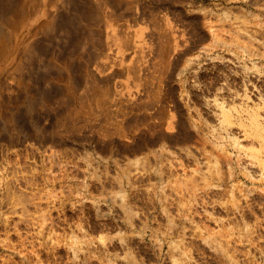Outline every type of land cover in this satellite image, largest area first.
Returning a JSON list of instances; mask_svg holds the SVG:
<instances>
[{
  "label": "rangeland",
  "instance_id": "1",
  "mask_svg": "<svg viewBox=\"0 0 264 264\" xmlns=\"http://www.w3.org/2000/svg\"><path fill=\"white\" fill-rule=\"evenodd\" d=\"M126 3L113 18L128 26L123 33L136 31L142 50L125 60L134 67L94 85L74 68L79 86L64 92V81L49 78L58 66H43L50 55L65 65L62 44L46 39L38 69L16 68L28 44L23 32L32 39L50 0L0 60V97L10 103L2 109L18 115L5 130L0 113V264H264V178L253 181L260 165L245 152L257 150L246 133L250 115L264 126V0ZM106 25L98 32L113 30ZM21 76L39 89L19 84ZM26 88L55 94L53 105L29 108ZM230 164L239 175L230 177Z\"/></svg>",
  "mask_w": 264,
  "mask_h": 264
},
{
  "label": "bare ground",
  "instance_id": "2",
  "mask_svg": "<svg viewBox=\"0 0 264 264\" xmlns=\"http://www.w3.org/2000/svg\"><path fill=\"white\" fill-rule=\"evenodd\" d=\"M45 1V0H44ZM56 1V2H55ZM127 1V3H126ZM50 0V6L48 8L45 9V16L42 20H40V22L38 23V25L35 26V30H34V34L32 35V39L31 37L28 38L24 32H23V39L22 41H25L26 48L24 50H20L22 53L20 52V54L22 55V58L20 56V60L18 61L17 67L18 69H25V68H29L31 70L34 69H38V66L42 65L44 63V67H47V69H55L57 68L56 66H58V70L56 71L57 73L53 72L55 75L51 74L49 76V78H57L58 80H62L64 81L65 85L63 87H61L62 89L65 88L67 91H70L73 87H76V85H78L77 83L80 80H77L78 78H83L84 75L86 77V79L88 80V82H91V85H94L97 82V79L100 80L99 77L101 76H107V77H111L114 76L115 72L117 70H123V69H129L130 67H134V65H130V64H126V59L128 56L131 55H135L136 53H138L137 51L140 48V44L138 43V39L135 38L134 36V30L129 29L128 32V36L127 38H122L123 34L127 33H123L122 31H124L126 29V24L123 22V25L118 23L116 20H114L113 16L120 15L119 13H117L118 9L124 8V6L122 7L121 5L123 3H126L128 5V2H130V0ZM43 2V1H42ZM55 4H52L54 3ZM41 0H0V60L4 57H6L8 54H11L12 51H16L17 48L15 46V42H14V37L15 35L19 34L20 29L23 28H27L29 27L30 29V24L33 23H29V20H31V18H33V15H35V12L39 10L40 8V4ZM113 4L115 5V11L112 12V10H110L108 8V4ZM139 3V2H138ZM110 4V5H111ZM52 5H55L56 7H52ZM139 5V4H138ZM43 6V5H42ZM112 6V5H111ZM119 6H121L119 8ZM128 7V6H127ZM130 7V5H129ZM111 8V7H110ZM114 8V7H113ZM130 9V8H129ZM139 9V8H138ZM43 10V9H42ZM123 9H121V13ZM125 12V11H124ZM136 12V11H135ZM132 13V12H131ZM137 13V12H136ZM37 14V13H36ZM135 14V13H133ZM138 14V13H137ZM124 15V13H123ZM117 16V17H118ZM121 17V16H119ZM118 17V18H119ZM42 18V17H41ZM107 18L110 19V21H107ZM121 19V18H120ZM124 19V18H122ZM39 20V19H38ZM33 21V20H32ZM104 23L105 27L107 26L106 24H111V26H113V30L111 28V31H107L103 30L101 32V30L98 32V25H100L99 27L101 28V25ZM118 25V26H117ZM109 26V25H108ZM119 26H121L119 28ZM103 28V26H102ZM32 29V28H31ZM98 29V30H97ZM126 31V30H125ZM123 33V34H122ZM22 35V33H21ZM20 35V36H21ZM39 35V36H36ZM18 38V36H17ZM26 38V39H25ZM25 39V40H24ZM47 39V41L49 42L50 40L54 39V40H61L62 43H56L55 46H57V48L60 47V45L62 44L61 51H59L61 54H59L58 57L62 58V55L64 56V60H65V65L61 66L57 64L58 61H56V56L50 55L49 51L54 48L51 47L50 48L48 54H46V56L50 57V59H48L46 62L43 61V63H37L38 60H44L45 56L42 57L43 55H45V47L43 46V42ZM49 39V40H48ZM42 40V41H41ZM52 40V41H54ZM16 41V40H15ZM50 41V43L52 44L53 42ZM120 41V42H118ZM47 42V43H48ZM24 43V42H23ZM24 43V44H25ZM48 43V44H50ZM59 45V46H58ZM53 47H55L52 44ZM145 46V45H144ZM169 46V45H168ZM165 47V46H164ZM163 47V48H164ZM16 48V49H15ZM47 48V47H46ZM78 48H84V54L79 52V54L77 53V49ZM171 49V48H170ZM169 49V50H170ZM80 50V49H78ZM142 50V49H141ZM155 50V49H154ZM162 50V47H161ZM167 50V52L169 51ZM14 51V52H15ZM54 51V50H53ZM55 51H58L57 49H55ZM153 51V50H152ZM166 51V50H165ZM52 52V51H51ZM154 52V51H153ZM38 53H40L38 55ZM44 53V54H43ZM78 54V58H80L79 63L73 64V59H74V54L77 55ZM86 54V56L84 57V55ZM162 53V52H161ZM171 53V52H170ZM18 54V53H17ZM52 54V53H51ZM57 54V55H58ZM141 53L139 52L138 55H136V57H140ZM56 55V54H55ZM169 55V54H168ZM166 55V56H168ZM17 56V55H16ZM142 56V55H141ZM165 56V55H164ZM41 57V59H40ZM54 57V58H53ZM93 57L94 59H96L97 64L96 66H92L91 63L93 61ZM18 58V57H17ZM47 58V57H46ZM77 58V60H78ZM151 58V57H150ZM19 59V58H18ZM58 59V58H57ZM76 59V57H75ZM134 59V58H133ZM152 59V58H151ZM14 60V59H13ZM41 60V61H42ZM46 60V59H45ZM61 61V60H60ZM95 61V60H94ZM95 61V62H96ZM165 61V60H164ZM17 62V61H16ZM75 62V61H74ZM94 62V63H95ZM151 62V61H150ZM79 64V65H78ZM133 64V63H132ZM166 64V63H165ZM170 64V63H169ZM154 65V64H153ZM156 65V64H155ZM137 66V65H136ZM135 66V70L137 71L139 69V67H137L138 69H136ZM151 66V65H150ZM167 66V64L165 65ZM13 67V66H12ZM156 67V66H155ZM76 68L79 69V71L82 70V72H84L83 75H81V77H79V73L77 76V79L74 77V75H72V71H74ZM144 68V67H143ZM166 67H164L165 69ZM14 68H12L11 70H13ZM142 69V68H141ZM140 69V70H141ZM167 69V68H166ZM9 70V69H8ZM10 70V71H11ZM30 70H27L28 73H32L30 72ZM48 70V71H49ZM132 70V68H131ZM134 70V68H133ZM145 70V68H144ZM162 70V69H161ZM7 71V72H10ZM127 71V70H126ZM146 71V70H145ZM12 72V71H11ZM15 72V70L13 71ZM17 76H18V72L17 71ZM15 72V73H16ZM23 72V71H22ZM21 72V73H22ZM135 72V71H133ZM138 72L140 73V71L138 70ZM24 73V72H23ZM23 73L21 75H23ZM27 73V74H28ZM74 73V72H73ZM136 73V72H135ZM142 73V72H141ZM140 73V74H141ZM147 73V72H146ZM166 73V72H165ZM12 74V73H11ZM28 74V75H29ZM35 74V73H32ZM50 74V71H49ZM58 74V75H56ZM75 74V76H76ZM149 73H147L148 75ZM151 74V73H150ZM167 74V73H166ZM172 74V73H171ZM27 75V77H28ZM31 75V74H30ZM135 75V74H134ZM137 75H139L137 73ZM173 75V74H172ZM36 76V75H35ZM38 76V75H37ZM83 76V77H82ZM24 77H25V73H24ZM23 76H21V78H16L17 80L19 79V84L23 85V86H28L29 81L25 80L26 78H24ZM46 77V75H45ZM156 77V76H154ZM34 78V75H32V79ZM28 79L31 78L29 77ZM39 78L36 79V81ZM41 79V78H40ZM84 79V78H83ZM83 79L81 81H83ZM85 79V80H86ZM106 79V78H105ZM104 79V80H105ZM35 80V79H33ZM43 80V79H42ZM49 80V79H48ZM53 80V79H52ZM86 80V81H87ZM107 80V79H106ZM26 81L28 83H26ZM56 81V80H55ZM41 82V81H40ZM50 82V81H49ZM53 82V81H51ZM85 82V81H84ZM1 83V82H0ZM24 83V84H23ZM48 83V82H47ZM63 83V84H64ZM2 84V83H1ZM27 84V85H26ZM33 84V83H32ZM60 84V83H59ZM62 84V83H61ZM80 84V83H79ZM83 84V83H82ZM87 84V83H86ZM49 85H53V83L48 84L47 85V89L50 88ZM88 85V84H87ZM90 85V86H91ZM160 85V84H159ZM20 86V85H19ZM30 86V85H29ZM28 86V87H29ZM35 86V83H34ZM49 86V87H48ZM79 86V85H78ZM89 86V85H88ZM39 86H37L36 90L39 89ZM59 87V88H60ZM159 87V86H158ZM21 88H23L21 86ZM30 88V87H29ZM28 88V89H29ZM34 87H31L30 89H33ZM60 88V89H61ZM27 88L24 91V98H23V104H27V106L29 108H36L38 107H49L55 98V94L50 93V92H40L41 90H39V93L34 94L33 91L30 92ZM43 89V88H41ZM15 90V89H14ZM14 90L12 92H14ZM17 90V89H16ZM23 89H21L20 91L23 93L22 91ZM35 90V88H34ZM35 90V91H36ZM44 90V89H43ZM51 90V88L49 89ZM59 90V89H58ZM64 91V89L62 90ZM61 91V92H62ZM106 91V90H105ZM146 91V90H145ZM20 92V93H21ZM30 92V93H29ZM60 92V90H59ZM66 92V91H64ZM113 92V91H112ZM148 92V91H147ZM104 93V92H103ZM110 93V91H109ZM141 93V92H140ZM65 94V93H64ZM63 94V95H64ZM72 94V93H71ZM117 94V93H116ZM146 94V93H145ZM1 95V94H0ZM62 95V94H61ZM65 95H68L65 94ZM70 95V94H69ZM68 95V98L71 96ZM160 95V94H159ZM218 95V94H217ZM2 96V95H1ZM10 96V95H9ZM23 96V95H22ZM73 99H74V95L72 94ZM112 96V95H111ZM141 96V95H140ZM7 97V96H6ZM11 97V96H10ZM62 98V96H59ZM64 97V96H63ZM157 97V96H156ZM217 97V96H215ZM13 98V97H12ZM20 98V97H19ZM58 98V97H56ZM60 98V100H61ZM108 98V97H106ZM110 98V96H109ZM108 98V99H109ZM115 98V97H114ZM119 99V97H117ZM9 99V98H8ZM64 99V100H63ZM62 100L65 101V97ZM67 99V98H66ZM105 99V98H104ZM116 99V98H115ZM114 99V100H115ZM116 99V100H118ZM130 99V98H128ZM138 99V98H137ZM140 99V98H139ZM161 99V98H159ZM164 99V98H163ZM218 99V98H216ZM215 99V100H216ZM18 100V99H17ZM57 99H55L56 101ZM59 100V99H58ZM57 100V101H58ZM102 100V99H101ZM106 100V99H105ZM124 100V99H123ZM127 100V99H126ZM155 101V99H153ZM152 99L148 100V101H153ZM222 100V99H221ZM70 101V99L68 100ZM73 101V100H72ZM107 101V100H106ZM119 101V100H118ZM117 101V102H118ZM130 101V100H127ZM144 101V100H143ZM159 101V100H158ZM162 101V100H161ZM166 102V100H164ZM219 102V99L216 100ZM226 101V99L224 100ZM224 101L222 100V102L224 103ZM8 100H5L4 98L0 97V113L3 114V116H5L4 121H3V125L5 126V130H7L6 128H13L15 127L14 125L16 124V121L18 117V115H16V112L12 109H2L5 104L7 103L9 104L10 107V103H8ZM13 102V101H11ZM15 102V100H14ZM13 102V103H14ZM18 102V101H17ZM71 102V101H70ZM69 102V103H70ZM108 102V101H107ZM113 103L116 101H112ZM156 102V101H155ZM154 102V103H155ZM13 103H11L12 105H14ZM57 103V102H56ZM73 102H71L72 104ZM112 103V105H113ZM119 103V102H118ZM128 103V102H127ZM131 103V102H129ZM133 103V102H132ZM137 103V102H136ZM142 103H146V104H150L147 102H142ZM162 103V102H160ZM164 103V102H163ZM162 103V104H163ZM168 103V100H167ZM216 103V102H215ZM221 103L219 105H222V112L223 113V117L227 120L230 121L231 119V113L229 112V110L225 107V105ZM6 104V105H7ZM16 104V103H15ZM67 104V102H66ZM141 104V102L139 103ZM145 104V105H146ZM156 104V103H155ZM165 104V103H164ZM217 104V105H218ZM53 105V104H52ZM51 105V106H52ZM69 105V104H68ZM103 105V104H102ZM111 105V103L109 104ZM108 105V106H109ZM117 105V103L115 104ZM143 105V104H141ZM157 106L159 105V102L156 104ZM169 105V104H168ZM176 104L172 105L175 107ZM227 105V104H226ZM8 106V105H7ZM114 106V105H113ZM149 106V105H147ZM6 107V106H5ZM13 107V106H12ZM11 107V108H12ZM107 107V105H106ZM143 107V106H141ZM161 107V106H160ZM165 106L163 105V108L161 107V109L165 110L164 108ZM15 108V107H14ZM53 108V107H52ZM156 108V107H155ZM45 109V108H44ZM103 109V107H102ZM142 109V108H141ZM158 110L160 108H157ZM160 109V110H161ZM172 109V108H171ZM2 110H6L4 112H1ZM162 110V111H163ZM108 111V110H107ZM117 111H119V109H117ZM161 111H158V113L160 114ZM105 113V111H104ZM113 113V112H112ZM154 113V112H153ZM152 113L153 116L158 117L156 115H154ZM18 114V113H17ZM111 114V112L109 113ZM169 114V113H168ZM104 115V114H103ZM108 115V113H107ZM151 115V114H150ZM17 116V117H16ZM111 116V115H110ZM109 116V117H110ZM106 117V116H105ZM112 118V116H111ZM110 118V119H111ZM108 119V118H107ZM157 119V118H156ZM160 119V118H159ZM163 119V118H162ZM244 119V118H243ZM19 121V119H18ZM6 122L10 125L9 127L6 126ZM231 122V121H230ZM249 123H251L252 128L250 130H247L246 133L247 134H253V140H252V145H256L257 146V150H253V151H244L247 152V155L256 158V163L258 162V165H260V169H257L258 172H253L251 174L252 179H254V182H257V180H262L264 178V126H263V121L262 119L259 118L258 114H252L250 115V119H249ZM22 125H20L21 127ZM4 129V127H3ZM18 129V128H17ZM30 133V132H29ZM205 141V139H204ZM203 141V142H204ZM206 144V143H204ZM235 144H237L240 148H244L245 145L243 143H241L240 140H238V137L235 138ZM243 151V152H244ZM206 154V153H205ZM221 154V153H220ZM218 154V155H220ZM246 155V156H247ZM217 156V155H216ZM224 156V155H223ZM230 156V155H229ZM226 157L228 160V162L230 163L231 157ZM251 159V158H250ZM218 160L220 161V159L218 158ZM254 160V161H255ZM217 161V159H216ZM226 161V162H227ZM232 161V160H231ZM252 161V160H251ZM232 163V162H231ZM254 163V162H252ZM230 168H229V175L231 176H236L239 175L238 170L230 164ZM255 166V163H254ZM234 167V168H233ZM256 167V166H255ZM220 170V169H219ZM218 170V171H219ZM245 170V167H244ZM217 171V172H218ZM256 171V170H255ZM206 172V171H205ZM216 172V173H217ZM222 172L220 174V178L225 179V173L223 170L220 171ZM218 174V173H217ZM215 176V175H214ZM218 177V176H217ZM205 178L204 181H206L207 183H209L212 179H214L215 177L212 178V175L209 173H205V176L203 177V179ZM213 181V180H212ZM227 181V180H225ZM252 181V182H253ZM260 183V182H259ZM212 184V183H210ZM258 184V183H257ZM194 186V185H193ZM195 187V186H194ZM193 188V187H192ZM194 189V188H193ZM243 215L246 214V209H243ZM247 230V229H246ZM249 230V229H248ZM245 231V229H244ZM250 231L247 232L246 236L250 235L249 234ZM245 234V233H244ZM247 236V238H248ZM253 236V235H252ZM250 238H252L250 236ZM249 239V238H248ZM254 241V239H252Z\"/></svg>",
  "mask_w": 264,
  "mask_h": 264
}]
</instances>
